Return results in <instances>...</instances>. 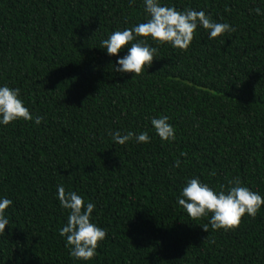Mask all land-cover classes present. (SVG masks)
I'll use <instances>...</instances> for the list:
<instances>
[{"label":"trees","instance_id":"16d2710c","mask_svg":"<svg viewBox=\"0 0 264 264\" xmlns=\"http://www.w3.org/2000/svg\"><path fill=\"white\" fill-rule=\"evenodd\" d=\"M163 3L235 30L210 39L198 28L184 51L152 43L151 64L131 77L112 71L99 41L143 21L142 0H0V84L42 117L0 126V196L12 200L0 264H264V205L206 231L208 217L176 204L193 176L214 188L238 177L264 197V0ZM160 115L175 140L155 134ZM108 130L151 139L116 144ZM60 184L95 204L106 231L88 261L59 235Z\"/></svg>","mask_w":264,"mask_h":264},{"label":"clouds","instance_id":"9594fccd","mask_svg":"<svg viewBox=\"0 0 264 264\" xmlns=\"http://www.w3.org/2000/svg\"><path fill=\"white\" fill-rule=\"evenodd\" d=\"M142 2L145 17L143 21L122 30H114L99 41V47L110 57H115L112 64L114 73H131V77L140 75L151 64L157 52L156 47L150 46L152 43L167 44L184 51L190 46L198 28L207 30L210 39L235 30L228 23L212 20L210 14H206L203 9L185 7L181 10L163 3V0ZM253 11L260 14L261 10L256 8ZM124 49V54L118 55ZM41 119L39 115L33 117L24 105L19 88L0 84V126L18 120L39 124ZM168 121L167 115L150 118L155 134L162 141L171 142L176 137L174 127ZM107 134L116 144H125L133 136L137 143H148L151 139L147 131H127L122 135L120 130H108ZM181 155L185 153L181 152ZM176 163L178 166L179 161ZM209 175H215V172H210ZM227 183V187L220 185L214 188L197 176L187 178L176 197V204L191 219L208 217V224L202 227L206 231L208 226L213 230L232 229L238 226L245 214L255 217L264 205V197L251 190L238 177ZM56 198L59 206L68 212L66 223L58 231L65 241V247L69 249V256L76 260H90L96 255L98 242L103 241L106 236L105 229L92 222L95 204L90 201L85 203L84 198L75 191L66 192L62 184L57 185ZM11 204V199L0 196V235H4L5 225L10 223L5 210Z\"/></svg>","mask_w":264,"mask_h":264}]
</instances>
